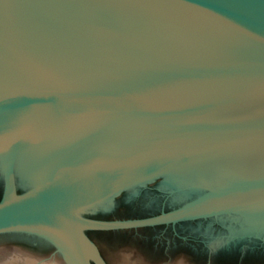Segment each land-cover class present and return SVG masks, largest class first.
<instances>
[{"label": "water", "instance_id": "95a60500", "mask_svg": "<svg viewBox=\"0 0 264 264\" xmlns=\"http://www.w3.org/2000/svg\"><path fill=\"white\" fill-rule=\"evenodd\" d=\"M0 172V234L65 264H107L88 230L231 213L264 230V0H0ZM163 176L198 195L84 214Z\"/></svg>", "mask_w": 264, "mask_h": 264}, {"label": "flooded vegetation", "instance_id": "af4514ba", "mask_svg": "<svg viewBox=\"0 0 264 264\" xmlns=\"http://www.w3.org/2000/svg\"><path fill=\"white\" fill-rule=\"evenodd\" d=\"M1 178L0 172V198ZM188 183L184 178L179 189L166 176L159 177L122 191L109 203L87 208L84 214L105 219L154 215L195 198L197 189ZM87 233L107 264H264V230L254 229L244 216L235 213ZM33 241L24 233H1L0 264L51 260L65 264L54 246Z\"/></svg>", "mask_w": 264, "mask_h": 264}]
</instances>
